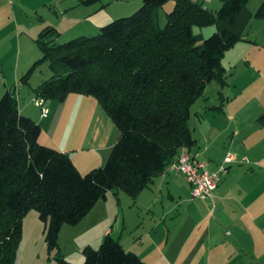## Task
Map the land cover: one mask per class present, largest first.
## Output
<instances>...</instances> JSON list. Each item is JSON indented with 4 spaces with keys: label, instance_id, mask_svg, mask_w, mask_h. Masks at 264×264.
Returning <instances> with one entry per match:
<instances>
[{
    "label": "trees",
    "instance_id": "obj_1",
    "mask_svg": "<svg viewBox=\"0 0 264 264\" xmlns=\"http://www.w3.org/2000/svg\"><path fill=\"white\" fill-rule=\"evenodd\" d=\"M169 1L143 0L133 15L110 22L95 36L64 44L56 43L54 27L39 34L43 56L21 83L29 84L35 68L49 62L52 76L35 89L36 97L63 102L70 94L93 96L120 138L105 166L82 174L68 153L39 142L41 126L20 112L16 87L2 96L0 264H15L31 211L46 225L49 250H58L64 225L79 224L110 192H124L135 201L183 148L196 144L192 107L213 80L227 84L222 60L243 39L251 0H222L216 13L200 0H176L162 26L160 10ZM256 16L264 19V1ZM213 25L218 30L208 38L195 32ZM83 253V264H144L109 234L98 249L87 246ZM56 264L75 263L59 252Z\"/></svg>",
    "mask_w": 264,
    "mask_h": 264
},
{
    "label": "crops",
    "instance_id": "obj_2",
    "mask_svg": "<svg viewBox=\"0 0 264 264\" xmlns=\"http://www.w3.org/2000/svg\"><path fill=\"white\" fill-rule=\"evenodd\" d=\"M81 1L73 0L68 8L63 9V17L67 19L66 23H69L65 26H71V29L56 26L54 22L49 23V26L56 28L59 34L65 31L73 33V36H76L74 38L84 36L78 30L87 29L85 26L91 25L92 28L95 25L93 28H97L94 30L96 32L100 24H103L104 14L101 13L104 7H100L99 3L85 6ZM6 21L0 18V99L8 90L16 87L20 112L41 126L39 142L68 153L82 174L105 166L120 138L117 126L98 100L92 96L78 94H70L63 102L47 101L49 114L43 117L38 107L33 104L34 91L47 79H41L34 84L29 81L28 86L21 83V75L32 62L30 59H22V47L28 40L36 42L42 28L36 26L26 31L27 29H23L17 21ZM75 22L79 27H76ZM252 66L254 72H250L248 80L250 78L253 86V97L258 100H227L221 106L213 105L215 109L209 113L212 116L208 115L212 120L206 124L207 130L201 128L202 132L199 133L196 129L195 133L193 132L196 144L192 148L181 150V153H190L209 171L216 170L229 153L235 157V161L228 164V173L223 176L213 198L204 200L211 202L213 212L217 214L202 232L201 241L199 240L182 259V264H195L198 258L200 262L227 264L231 262L235 250L241 251L237 255L241 257L242 264H246L243 262L246 257L242 256L247 254L242 243L248 236L253 238L252 243L248 245L257 254L260 248L264 247L255 233L257 230L259 235H264V224L257 220L254 213L261 196L259 186L264 183V55ZM22 93L25 94L23 103ZM202 118L203 116H198L199 120ZM244 159L248 162H239ZM186 189L191 193V186L182 174L166 170L157 176L135 201L125 193L114 195L110 192L107 199L99 201L79 224L63 226L59 235L61 253L68 260H83V249L87 246L98 249L109 234L119 240L127 251L137 253L142 259L153 254L154 250H161L158 253L164 255H157L155 261H166L165 250L170 253L172 249L170 233L167 232L160 242L153 239V233L170 214L167 198L175 200L177 194ZM249 204L253 205L252 210ZM147 223L149 230L146 229ZM230 230L233 231L232 234ZM25 232L24 219V234ZM221 232L236 236V240L229 242L228 249H220L216 242ZM43 243V250L47 249L46 242ZM179 247L180 244L174 246L173 257L177 256ZM65 248L71 249L70 255ZM203 248H206V251L199 256ZM263 257L264 253L259 255L257 260Z\"/></svg>",
    "mask_w": 264,
    "mask_h": 264
},
{
    "label": "rangeland",
    "instance_id": "obj_3",
    "mask_svg": "<svg viewBox=\"0 0 264 264\" xmlns=\"http://www.w3.org/2000/svg\"><path fill=\"white\" fill-rule=\"evenodd\" d=\"M72 1L73 0H0V18L2 17V19L7 20L6 23L9 22V20L13 23L14 21H17L23 29H27L26 31L32 30L36 26H41L42 31L44 28L49 26V23L53 22L56 26L59 25L61 28L65 27L66 29H71V26H65L69 23H66L67 19L63 17V9L66 7L68 8ZM200 1L204 2L205 7L213 13H216L222 7V0ZM263 1L264 0H251L249 2L247 7L251 17L248 23L240 31V35L243 39L227 51L222 60V64L226 69L227 84L222 87L218 80H213L206 87L204 94L193 105L190 127L194 133L196 129L199 133L202 132V129L204 130V128L207 130L206 124L212 120L211 118H208V115L212 116L209 113L212 109H215L213 105L219 104L221 106L222 103H225L227 100H258V98L255 99L253 97V86L250 78L248 80V77L250 76V72H254V68H252L254 62L257 61L259 57L264 55V19L256 16V12ZM175 2L176 0H170L160 10L162 26L166 25L167 14L173 10ZM98 5L100 7H104L102 11L103 13H101L104 14L103 24H100V28L94 32L97 28H93L95 25L91 28L89 22V26H85L87 29L78 30L82 32L84 36H95L100 32L101 27L109 24L110 22L121 17H129L133 15L142 7L143 0H102ZM75 24L77 25L76 27H79V24L76 22ZM217 30L218 28L216 25L206 28H195V32L202 33L205 38L210 37ZM73 35V33L65 31L63 34H59L56 39V43L64 44L72 39H75L74 37L76 36ZM26 43L27 44H24L22 47V59L32 60L31 65L26 70L27 72L34 65V63L43 56V53L37 42L28 40ZM26 72L21 75V78ZM51 76L52 71L49 62H45L35 68L29 81H32L34 84L38 83L41 79H49ZM25 86H28V84H25ZM34 94V100H36L37 97L35 91ZM24 95L25 94L21 96L22 103L24 101ZM95 100L97 99L95 98ZM33 104L37 106L35 103ZM46 105L48 107V102ZM37 107L41 112V108L39 106ZM197 115L201 117L203 116V118L199 120ZM202 121L203 124H201ZM239 162L242 163V161ZM259 187L261 196L256 203V205H258L257 211L254 213L257 215V220L264 224V183L260 184ZM167 200L169 204L168 211L170 214L166 219H164L162 226L156 228V232L153 233V239L160 242L166 237L167 232H169L171 239L170 242H172L171 252L169 253V251L165 250L166 256H164V259L166 261L163 260V262H158L155 260H157V255H162L158 253L161 250H154L153 254H150L148 257H144L143 261L145 264H182V259H184V257L192 250V247H194L199 240L201 241L202 232L209 226L217 214L216 212H213V205L210 201L194 198L192 196V191L190 193L189 189L177 194L175 200L169 197ZM233 205L237 207L235 204ZM250 206V209L252 210L253 205L249 204V207ZM155 219L156 221L158 220V218ZM25 227L26 232L23 235V240L18 248L15 264H56L57 253H61L60 246L58 250H49L47 245V249L43 250V242H46L44 241L46 225L43 221H41L40 215L37 211H31L25 218ZM146 229L149 230L148 223L146 225ZM255 231L256 235L260 237V241L264 244V235H259V232L257 233V230ZM232 232L233 231H231V234ZM251 233L253 234V232ZM145 235L147 236V233H145ZM235 237V235H226L225 232H221V234L218 235L216 242L220 249H228L229 242L236 240ZM248 237L249 238H245V242L243 241L242 243V247L247 254L246 256H242L246 257L243 258V262L246 264H263L264 257L261 260L257 259H259V255L264 253V247L262 246L257 254L256 251L252 250V248L248 245L253 241L252 236ZM178 244H180L179 252L181 253L177 252V256L173 257L172 253L175 252L173 248L175 245L177 247ZM206 245H208V242ZM65 250L69 253V255L71 254L70 248H65ZM205 251L206 248H203L201 252H199V256H201ZM240 252L241 251L239 250L238 252L235 250L231 262L227 264H242L240 261L241 257L237 255ZM83 256V260L78 258H70L72 260H67L75 264H83L85 262L84 253ZM200 261V258H198L195 264H210L208 261Z\"/></svg>",
    "mask_w": 264,
    "mask_h": 264
},
{
    "label": "built area",
    "instance_id": "obj_4",
    "mask_svg": "<svg viewBox=\"0 0 264 264\" xmlns=\"http://www.w3.org/2000/svg\"><path fill=\"white\" fill-rule=\"evenodd\" d=\"M34 102L41 108V115L46 117L49 114V108L46 105L47 101L37 98ZM234 161L235 157L229 153L216 170L209 171L202 162L195 160L190 153L183 152L168 166L167 170L182 174L186 178L191 186L194 198L207 200L213 198L223 176L228 173V164ZM242 162H248V160L244 159Z\"/></svg>",
    "mask_w": 264,
    "mask_h": 264
}]
</instances>
